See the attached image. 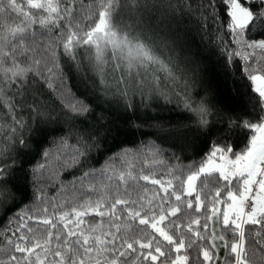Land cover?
Listing matches in <instances>:
<instances>
[{"label":"snow or ice","instance_id":"6c2138e0","mask_svg":"<svg viewBox=\"0 0 264 264\" xmlns=\"http://www.w3.org/2000/svg\"><path fill=\"white\" fill-rule=\"evenodd\" d=\"M27 3L31 9L38 10L39 15L34 17L23 12L17 0H0V107L6 110V117L0 115V121L5 118L8 121L6 124L0 122V136L3 137L0 142V212L10 209L19 199V189L14 186L13 179L15 171L23 167L17 149L20 153L30 150L25 135H52L62 131L50 127L58 122V118H53L47 111L48 105L37 103L41 84L51 88L53 78L59 82L61 92L71 97L72 102L64 107L73 120L87 121L89 116L95 115L98 121L104 122L103 114L96 113L90 102L88 91L91 89L105 99L117 100L129 111L137 107L147 108L150 103L160 100L170 102L171 96H177L183 100L184 107L198 117L195 126L206 129L211 109L205 101H193L190 95L196 69L182 66L184 62L176 50V40L160 35L159 25L170 24L177 11L182 9L199 23L201 30L209 24L213 27L220 25L221 28L226 25L236 44L264 52V39L249 41L244 35L246 31L250 35H264V0H244L249 5L247 7L240 0H27ZM93 5L98 11V19L95 20ZM221 7L225 9L227 21L221 19ZM9 11L22 17L20 26L5 28L4 16ZM34 25L38 26L35 31ZM80 51H84L83 56H80ZM109 52L110 58L107 56ZM61 57L65 66L59 62ZM118 69L124 75L113 78L114 83H108V72ZM243 72L248 74L247 79L253 84L251 94L232 85L233 98L242 109L253 112L258 109L260 122L229 120V124L254 134L239 152L232 153V149L228 148L234 159L227 158L224 149L214 146L213 151L201 161L185 166L187 173L181 170L184 175L180 181L181 191L186 192L187 196L196 193L195 212L204 208L206 212L215 214L219 211L216 205L222 202L227 205V210L222 214V224L236 242L225 243V264L229 259H234L235 264H247L246 252L251 248H245L246 234L250 245L264 251V75L259 74L264 72V67H246ZM73 78L80 82L75 87L83 89L82 99L71 91ZM161 83L168 91L158 87ZM174 86L180 88L183 96ZM137 100L139 103H136ZM23 111L33 113L35 118L30 117L25 121ZM191 127V123H178L169 131L181 136ZM67 139V135H59L53 142L63 147L67 145ZM78 143L82 147L74 150L68 161L69 166L79 164L81 157L86 159L90 148L101 146L98 133L89 134L87 139L80 137ZM156 151L159 152L158 149ZM41 155L47 158L50 151L45 150ZM123 155L129 153L124 152ZM217 159L221 163H216ZM37 168L44 169L45 164H39ZM132 168L133 165L129 163L128 169L116 177L118 183L125 185L124 194L128 197L131 194L127 193V187H134L137 179L150 180L147 175L134 176ZM104 171L101 169L100 174L103 175ZM89 175L93 173L85 172L79 178L82 186L77 191L81 192V196L65 202L69 211H63L58 217L35 221L38 225L46 226L45 229L21 225L29 235L21 234L17 242L9 239L7 243L10 249L6 251L0 248V257L7 254L10 264H19L16 255L11 254L14 251L23 254V264H117L121 258L122 264H132V255L138 253L136 260L142 257L145 261H160V264H189L190 257L179 253L191 249L193 240L189 239L186 248L183 234L179 232L181 226L169 220V216L177 217L181 213V195H175V207L153 208L151 201L145 205L130 198H120L119 187L113 189L93 183L83 186V179ZM127 181H132V185H128ZM221 181L225 183L221 184ZM210 182L217 187H210ZM151 183L160 185L166 194L173 188L170 181L167 188L160 180H151ZM223 190H226V198L221 201L219 197ZM118 205L124 206L123 223L117 222L120 220L115 212ZM209 205L212 207L209 208ZM64 207L62 204L61 209ZM183 208L185 213L193 209V201L185 200ZM42 211L47 213L48 210L44 208ZM166 212L168 215H165ZM93 214L101 218V223L89 227L86 234L79 226L85 223L83 217ZM14 215L20 217V213ZM104 218H107L109 227H104ZM137 218L140 226L150 227L167 241V252L161 250L158 241L153 248V241L157 239L155 234L146 235V243L135 236L129 239L131 225L128 221ZM73 220L76 228L69 229ZM166 220L168 224L164 225ZM193 224L199 225L200 221L197 219L187 223L189 236L200 237L199 232H192ZM203 227L207 229V223ZM166 228L176 232V236L170 235ZM62 229H67L66 233H62ZM52 230H55V234ZM42 231L44 235H41ZM12 235L15 236V233ZM53 239L57 241L55 246L52 245ZM220 239L223 240V236ZM20 242L30 246L21 247ZM145 249L149 250L147 254L143 251ZM196 250L200 251L198 244ZM201 255L203 261L213 259L209 251L203 249L200 255L191 257L192 264H201ZM0 264L6 262L0 259Z\"/></svg>","mask_w":264,"mask_h":264},{"label":"trees","instance_id":"16d2710c","mask_svg":"<svg viewBox=\"0 0 264 264\" xmlns=\"http://www.w3.org/2000/svg\"><path fill=\"white\" fill-rule=\"evenodd\" d=\"M87 2V0H85ZM245 7L249 6L240 0ZM20 4V9L23 12H28L34 17L39 15L38 10L31 9L27 0H17ZM93 12L96 13L94 20L98 19V11L93 5ZM221 19L227 21L228 17L225 15V9L221 7ZM22 17L16 12H6L4 16L5 28L18 27L22 24ZM87 27V25H84ZM63 28V22H61ZM161 29L160 35L166 36L169 39H174L177 42V52L183 60V65L189 69L195 68L194 86L190 89L191 99L193 101H205L212 114L207 117L209 124L206 129H198L195 122L198 117L188 111L184 107V102L177 96H171L170 102L163 100L152 102L147 108L137 107L133 111L124 108L123 104L114 99H105L102 95L94 93L91 89L88 91L90 102L95 108L96 113H102L105 117L103 123L96 119L95 115H91L86 120H73L68 114L64 105L72 102L70 96H65L61 92L59 82L53 78L51 80V88L41 84L38 89V101L44 102L48 105L47 111L51 113L53 118H58V122L50 125L62 131H58L52 135L29 136L25 135L26 141L30 144V150L19 153L20 160L23 167L17 169L14 173L13 184L19 189V199L7 211L0 212V248L6 251L10 249L7 243L9 239L13 242L19 241L21 234L28 236L29 233L21 227L27 224L29 228L45 229L46 226L35 223L37 220L46 219L50 217H58L63 211H69V206L65 202L72 200L74 197H80L81 192L77 189L81 188L80 179L83 173L90 172L89 175L83 179V186L89 183L96 185H106L113 189L119 187L121 192L120 198H130L137 200L145 205L151 201V207L169 208L177 206L175 202V195H181L180 202L181 213L177 217L169 216V220L181 227L179 232L183 234L184 243L187 248L189 239L193 240V247L187 252L182 251L180 254L188 255L190 257L189 264H192L191 257L196 254L200 255L203 249H207L213 259L203 261L201 255V264H225L226 249L225 243H235L233 236L229 230H226L222 224V214L226 209V204L223 202L216 207L218 212L213 214L211 211H205L201 208L199 212H195L197 207L195 196H187L186 192L181 191L180 181L184 179L182 171L187 173L185 166H191L194 162L201 161L206 155L213 151L214 146L224 149V153H229L228 148L232 149V153L239 152L240 149L247 143L248 138L254 134L248 130L241 129L235 125H230L229 120L244 121L248 120L252 123H259L258 109L256 112L242 109L241 105L233 98L232 85L240 88L243 91H248L251 94L253 87L252 82L247 79L246 73L243 69L248 67V52L242 45L235 43L232 33L225 27L220 25L213 27L211 24L206 29L201 30L199 23L182 9L175 14V19L170 24L159 25ZM38 26H33V30H37ZM219 29V31H218ZM245 37L248 40L264 39V35H250L247 31ZM42 39H47L43 37ZM28 41H25L27 44ZM60 49H57L59 55ZM39 56L40 53L37 52ZM84 55V51H80V56ZM110 58L111 53H107ZM60 64L65 66L63 57L60 58ZM7 66V64H6ZM108 83H114L115 77L123 76L122 70L108 72ZM163 80V76H161ZM80 82L73 78L71 84L73 85L71 91L76 93L77 98H84L82 88L75 87ZM163 91H168L163 83L158 85ZM176 91L180 92L178 86ZM68 98V100H65ZM70 99V100H69ZM29 104L32 103L29 99ZM136 103H139L137 100ZM195 107V104H193ZM0 115L6 117V110L0 107ZM23 119L28 121L30 117L35 118L33 113L23 111ZM2 123H8L5 118ZM178 123H191L189 128L181 136L170 132L169 129ZM92 133H98L100 136V147H92L87 152L86 159L80 158V163L74 166H69L68 161L76 149L82 147L78 143L80 137L87 139V136ZM256 134V133H255ZM59 135H67V145L65 149L58 148L59 145L54 143V139ZM3 137L0 136V142ZM89 143H91L89 141ZM159 150L157 152L156 150ZM49 150L50 153L56 150L52 156L55 161L49 160L48 157H42V153ZM127 152L129 155L124 156ZM232 153H229L231 156ZM219 156V154H218ZM177 157L179 159H177ZM234 157V156H233ZM51 166H48V164ZM133 165L132 174L134 176L147 175L150 177L149 181L137 179L135 186H128L127 193L131 196L125 195V185L118 183L116 177L128 169V165ZM39 164H45L44 169H40L41 174L50 171L49 180L38 179ZM47 164V165H46ZM55 166V168H54ZM36 171H33V170ZM104 169V174H100V170ZM35 177V180L33 179ZM41 178V177H40ZM151 180H160L164 188L168 187L170 181L173 188L168 190L166 194L160 185L151 183ZM132 181H127L128 185H132ZM225 182L221 181V184ZM75 184V187L72 185ZM235 184V180H233ZM186 188V185L184 186ZM210 187H217L210 182ZM175 189V191H173ZM197 190L199 191V182H197ZM142 198V201H141ZM226 198V190L221 191L219 199L223 201ZM204 199L201 193V200ZM185 200L193 201V209L184 212L183 202ZM65 207L61 209V205ZM212 206L209 205V208ZM47 208V213L42 209ZM124 206H117L115 212L120 217L119 223H123L125 217L122 215ZM15 213H20V217L15 216ZM143 215V213H142ZM165 215H168L166 212ZM32 217V219H29ZM210 217V218H209ZM85 223L79 226V229L85 231L87 234L89 227H94L101 223V218L95 214L83 217ZM104 218V227H109ZM199 220L200 224H193L192 232H199L200 237H190L187 230V223L192 220ZM55 222V219H54ZM67 223V221H65ZM207 223L208 227L205 229L203 225ZM131 225L129 239L132 236L141 238V242H147L145 236L156 235V240L153 241V248L157 246V241L162 251L168 249L167 241H164L158 233L148 226H140L138 218L136 220H129ZM168 221L164 222L167 225ZM164 225H161L162 227ZM231 225V219H230ZM59 227V225H58ZM69 229H75V220L69 224ZM169 231L168 228L165 229ZM55 234V230H52ZM67 229H62V233H66ZM247 233V228L245 229ZM15 233V236L12 234ZM170 235L176 236V232L169 231ZM44 235V232H41ZM223 236V240L220 237ZM63 239V234L61 235ZM72 239H75L73 237ZM57 241L52 240V245L55 246ZM199 245L200 251L196 250V245ZM21 247H29L30 245L20 242ZM136 247V245H134ZM245 248H251V251L246 252L247 264H264V251L260 248L250 245L247 241V234L245 237ZM145 254L148 249L143 250ZM19 264H23V254L15 253ZM138 254V253H137ZM131 257L132 264H160V261L152 262L145 261L141 257L136 260V255ZM153 254L156 253L153 251ZM43 255V254H42ZM173 255V259L175 258ZM6 264H10L8 255L0 257ZM31 259V257H29ZM163 260V258H161ZM118 261V264H122ZM167 264V262H165ZM228 264H235L234 259H229Z\"/></svg>","mask_w":264,"mask_h":264},{"label":"rangeland","instance_id":"374dc122","mask_svg":"<svg viewBox=\"0 0 264 264\" xmlns=\"http://www.w3.org/2000/svg\"><path fill=\"white\" fill-rule=\"evenodd\" d=\"M246 38V37H245ZM247 39V38H246ZM249 41H251V40H249ZM242 46H244V45H242ZM245 47V46H244ZM246 48V47H245ZM244 52H248V63H247V66L248 67H253V68H259V67H264V52H261L260 50H252V49H248V48H246L245 50H244ZM252 74H257V73H255V72H253ZM259 74H261V75H264V72H261V73H259ZM65 100H68V98H66ZM70 100V99H69ZM71 103V102H70ZM257 135H259L258 133H256ZM58 148H60V149H65L66 148V146H63V147H61V146H59ZM55 151L56 150H54V151H52V153H50V155H49V157H48V159L50 160H52V161H54V158L52 157L53 155H54V153H55ZM225 154V156L227 157V158H230V159H234L235 157H233V156H231L229 153H224ZM216 163H221V161L219 160V159H217L216 161H215ZM48 164V163H47ZM46 164V165H47ZM54 165H55V161H54ZM48 166H51V164H48ZM54 168H55V166H54ZM51 170H54L53 168L51 169ZM50 170V171H51ZM50 171H47V172H45V174H41L40 173V169L38 170V179L39 180H49V182H51L52 181V179H51V177H49V173H50ZM41 177V178H40ZM257 179H259V177H257ZM254 188H255V186H253ZM227 210V205H226V209H225V211ZM245 210H247V209H245ZM238 223L240 222V221H237ZM180 255H182V254H180ZM118 264V263H117Z\"/></svg>","mask_w":264,"mask_h":264}]
</instances>
